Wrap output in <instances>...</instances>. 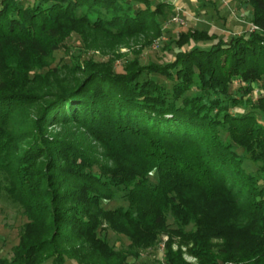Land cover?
<instances>
[{
    "label": "trees",
    "instance_id": "obj_1",
    "mask_svg": "<svg viewBox=\"0 0 264 264\" xmlns=\"http://www.w3.org/2000/svg\"><path fill=\"white\" fill-rule=\"evenodd\" d=\"M243 1L257 29L180 31L171 61L116 72L50 61L72 33L150 43L166 3L0 0V199L27 218L0 264H133L159 235L163 264H264V177L244 167L264 172V0Z\"/></svg>",
    "mask_w": 264,
    "mask_h": 264
},
{
    "label": "rangeland",
    "instance_id": "obj_2",
    "mask_svg": "<svg viewBox=\"0 0 264 264\" xmlns=\"http://www.w3.org/2000/svg\"><path fill=\"white\" fill-rule=\"evenodd\" d=\"M20 1L23 4H32L35 0ZM151 1L153 3L163 1L166 3V6L164 8V15L159 17L162 34L159 37L153 38L150 43L147 42L148 37L139 35L129 39L126 44H115L109 49L108 47L112 45L108 46V43L111 41L103 36H97L90 45L86 46L78 34L72 33L65 39L64 45L54 51L50 67L57 69H61L63 65L70 67L74 62L82 63L81 61L84 59H91L96 63H107L111 60L112 69L116 72H121L124 65L135 57L142 64H147L150 61L164 64L171 61L178 50L175 40L178 38L180 31L193 28L205 29L226 39L232 35H239L247 29H257V26L251 21V7L243 0ZM176 13H179L180 17L183 18L184 24L170 22L171 17ZM139 49L141 50L137 55L136 51ZM239 82V80L233 81L231 91L236 89ZM233 109L234 112L253 111L250 106L245 107L243 105H237ZM58 130V127H54L50 131ZM238 151L241 153L242 149L238 148ZM261 166L262 163L245 162L244 164L245 169L257 177V185L259 187L263 186L262 178L264 177V172L260 169ZM156 182L157 174L156 172H152L149 175V183L155 184ZM118 205L126 206V203L122 200H113L104 203L103 206L112 209ZM26 221L27 218L20 208L12 207L0 199V258L9 260L12 257L13 247L17 244L22 225ZM167 223L169 227L175 226L170 215L167 218ZM100 235L116 250L127 248L129 243V240L124 235L117 234L108 228H102ZM166 239V235H159L153 247L141 250L139 258L134 259L133 257H129L128 261L133 264H163L162 256L164 241ZM173 247L176 248L177 246L174 245ZM182 249L184 250L185 247H182ZM184 257L188 261L195 262V259L186 252L184 253ZM65 264L77 263L74 260H66Z\"/></svg>",
    "mask_w": 264,
    "mask_h": 264
},
{
    "label": "built area",
    "instance_id": "obj_3",
    "mask_svg": "<svg viewBox=\"0 0 264 264\" xmlns=\"http://www.w3.org/2000/svg\"><path fill=\"white\" fill-rule=\"evenodd\" d=\"M170 22L175 23V24H184V20L182 17H180L179 13H176L171 17Z\"/></svg>",
    "mask_w": 264,
    "mask_h": 264
}]
</instances>
